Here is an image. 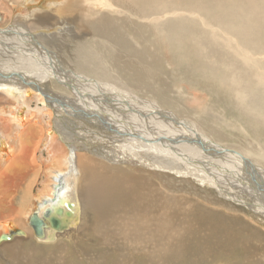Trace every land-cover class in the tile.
<instances>
[{"label": "rangeland", "instance_id": "obj_1", "mask_svg": "<svg viewBox=\"0 0 264 264\" xmlns=\"http://www.w3.org/2000/svg\"><path fill=\"white\" fill-rule=\"evenodd\" d=\"M172 1L165 0L162 9L168 8V3H172ZM179 1V8H181L179 11L182 14L180 17L178 16L180 12L167 11L163 14L168 30L165 33L157 32L160 35L157 40L160 46L153 44V38L148 35L151 31L146 27H143L142 37L146 42L135 40L136 44L140 43L143 56L152 57V54H155L151 61L152 68L148 67L150 74L164 78L166 84L177 91L178 95L176 93L175 95L179 98V101L169 102L170 98L158 99L154 97L153 99L149 98V101L155 102L157 106L182 118L183 121L195 124L210 140L246 151V158L252 163L250 164V178L253 181H260L258 184H262L261 181L264 182L263 173H256L257 171L252 165L264 169V30L262 29L264 26V0H237V5L232 3L231 9L222 0H210L207 7L217 19L222 20V17L231 11L236 15V17H227L225 22L227 28L224 31L218 25L211 23L213 21H209L205 15H201L202 0ZM1 2L2 0H0V11H2ZM247 6H251L259 14V26L247 13L245 9ZM70 10L68 12L76 17L75 8L70 6ZM103 10L110 13L108 17L118 19L121 16L113 7L105 9L98 5L96 13H92L88 18H94L99 15V11ZM221 10H224V13ZM68 12L66 14H69ZM0 14L2 15L1 12ZM3 16L5 18L0 20V30H4L8 28V25L14 23L9 21L12 17L9 19L6 13ZM13 17H16L14 25H22L23 22L16 14ZM174 18L179 19L181 28H177L174 24ZM73 20L74 18L65 21L64 25L58 23L52 26V31H56H53L55 32L52 36L53 40H50L53 45L51 49L57 52L60 63L65 64L63 69L73 68L68 64H72L68 58V54L71 53V55L74 54L75 68H83L88 75H92L89 72V67L81 62L82 59H85L95 66H99L100 63L96 46L88 40L87 19L81 23L77 22L79 25H83L79 26L81 28L79 31L74 29L76 21ZM222 24L224 25L223 22ZM25 25L24 23L22 26ZM42 26H36V28L41 27L40 30L43 32L52 33L49 30L51 28L47 25ZM176 29L179 31L177 36L175 35ZM190 30H195L197 33ZM39 36L38 42L44 43L43 38L48 39L44 35ZM77 36L81 38L78 40ZM58 37H65L66 42L61 41V43L58 41ZM194 38L207 40L212 52L205 58L216 60L217 64L198 67L202 57L199 56L198 44L192 45ZM176 42L186 52L184 50L179 52L180 47L176 46ZM62 44H65L66 47ZM5 56H9V54H0V60L3 63ZM89 57L91 59H88ZM75 68L73 70H76ZM106 73V81H111V70ZM52 83L53 86L51 85L49 91L58 95L57 89L61 88L54 82ZM116 89L120 93L125 92L124 89L130 90L129 87L121 88L120 86ZM137 91L140 92V90ZM168 91L169 95L173 92L171 89ZM31 93L36 94L35 91ZM132 93L136 95V92ZM0 96L3 97L2 94ZM2 97L0 98L2 99ZM121 99L120 96L118 102ZM163 99H167L168 102L161 101ZM10 100L5 97L0 100V108H3V111L13 107L10 112L19 117V121H24L23 128L29 127L31 122L32 125L36 124L32 120L35 113L31 112L33 115L31 113L26 115V110H17L16 105L12 104L15 102ZM56 111L55 114L51 112L49 122L51 124L49 135L55 141H45L52 152L56 153L57 151L53 160L48 164L41 160L42 157L39 155L46 156V152L41 151L42 153L39 154L40 149H43L41 147L42 140L40 141L35 134L34 138H31L34 141L32 140V143L28 144V146H32L33 142L36 143L35 152L31 150L33 152L31 154L30 149H26L21 166L15 169L17 170L16 175L11 174L8 178L3 179V187L0 188V204H5L6 207L3 208L1 205L0 208V234L12 233L23 228V230L29 231L31 239L27 244L28 247L20 250L12 249L15 246L11 245L16 242L22 244L23 240L20 237H13L10 242L1 243L0 264H264V210L254 213L248 207L220 197L215 189L204 187L207 186L206 183L200 186L191 177H176L173 173L162 172L157 167H151L154 169L152 170L146 167V163L143 164L135 157L127 158L128 155L133 156L132 152L127 150L128 155L125 154L121 146L128 147L132 142H140L141 139H144V144L147 145L143 152H151L158 146L154 144L144 125L135 129L134 124H129L127 127L132 130V133L128 132L126 141H124V132H120L121 137L117 138V132L113 128L109 132L98 124L95 128L89 125L88 127L84 126L87 128L84 130L86 134L89 133V136L79 135L77 129L67 125L66 121L63 123L65 119L60 120L55 116L65 117L66 113ZM106 113L112 114L111 112ZM132 115L136 116L133 113ZM207 116L212 120L201 125L200 123L207 120ZM126 117V114L122 115V118ZM152 117V114H147L144 117L145 122H151ZM0 118L2 121L3 117L0 116ZM28 119L30 123L26 122ZM41 120L44 122L46 119L39 118L37 120L39 127L45 126L47 123V120L44 124L40 122ZM152 121L160 122L163 127L173 129L175 133L180 131L166 115H156ZM2 122L4 124V121ZM15 126L11 125L10 131L6 129L3 132V128L5 129L6 126L3 125L1 129L0 122V136H5L6 142V149L0 152L3 156L0 157L6 158L0 159L1 167L5 162L9 166L14 154L18 155V151H13V148L8 146L11 140H17L19 129L15 130L17 127ZM32 128L33 131H36L34 127ZM64 128L69 130L67 129V133L61 134L64 132ZM93 131L98 135L92 134ZM104 131L108 134H104ZM165 136L162 134L161 139H166ZM176 143L177 145H172L173 148L181 150L184 147L183 141ZM205 146L208 147L209 142H206ZM127 147L124 149H128ZM70 148L77 155L87 156L84 163L93 168L101 177L97 181L103 184V190L108 195L115 194L118 190H121L122 193L115 201H110L105 192L97 190L96 186L91 182H86L84 177L76 179L78 180L76 194L79 199L78 221L70 230H65L61 234L50 229L46 231L52 237L61 238L53 245H44L37 242L32 228L26 220L24 223L23 216L29 209V213L37 211V204L40 202L38 198L46 189V185L49 184L46 181V169L58 167L60 158L63 159L70 154ZM173 148H171V152L184 157ZM200 148L202 150V147ZM166 157L165 152L158 153L155 163L162 165L167 160ZM141 158L151 162L142 155ZM42 159L48 160V157ZM181 160L182 158L175 159L180 168L190 166ZM229 160L230 158L226 154H222L216 160H206L199 170L194 171V174H200L201 171V176L202 174L218 176L219 180H227L226 186L243 182V178L233 171H223V168L228 167ZM128 177L138 180L137 189L150 190L149 210H162L166 216L167 221L163 224L165 223L164 230L165 227L167 230L164 231L165 234L159 235V239H156L155 233L143 236L132 232L130 222L133 213V188L127 182ZM117 179H120L121 183H118ZM85 188H90L92 191L96 202L95 210L85 208L82 204ZM236 189L241 190L238 187ZM248 197L253 203V196ZM159 200L165 201L162 208L158 205ZM261 201L264 202V197L261 198ZM171 237V244L167 248L166 244ZM5 246L11 248L7 253H3Z\"/></svg>", "mask_w": 264, "mask_h": 264}, {"label": "bare ground", "instance_id": "obj_2", "mask_svg": "<svg viewBox=\"0 0 264 264\" xmlns=\"http://www.w3.org/2000/svg\"><path fill=\"white\" fill-rule=\"evenodd\" d=\"M222 1L230 9L232 3L237 5V0ZM164 2L165 0H2V11H0L2 15L0 14V20L5 16H3V14L6 13L9 19L12 17L9 21L15 23L16 21H14V18L16 17L13 16L16 14L23 22H21L22 25L25 23L26 27L22 25L16 26V24L14 25V23H12L11 25H8V28L5 27L6 29L0 30V54H9V56L4 57V63L0 60V95H3V97H0H2V99L5 97L13 100L15 103L12 104L16 105V109L26 110V115L31 112L35 113V116L32 113L31 115H33L32 120L36 124L32 125L31 122L29 127L25 128V126L23 128L25 125H22L24 121H19V117L10 112L13 107L7 111H3V108H0V116L3 117L2 121H4L3 124L0 118L2 124L1 129L3 128V125L6 126L5 129L3 128V132L6 129L10 131L11 125L17 126H15V130L19 129L17 140H11V142L8 143V146L11 149L13 148V151H18V155L16 156L14 154L11 159L12 162H9V166L5 164L6 162L2 167L0 166V188L1 186L3 187V179L8 178L11 174L13 176L16 175L17 170L15 169L21 166L24 151L29 148L31 154H33L31 150H34L35 152L36 147L34 146L36 143L34 144L33 142L32 146H28V144L32 143L33 139L31 140V138H34L35 134H37L40 141L42 140L41 147H43V149H40L39 154L42 153L41 151H43V153L46 152V156H42L44 154L39 156L42 158L48 157V160L42 158L41 160L46 164L53 160L57 151L56 153L52 152L48 143L45 141H55V139L49 135V127L51 125L49 122L51 112L55 114L57 112L56 110H58L63 111L66 115H64L65 117L59 115L55 116L60 120L65 119L63 123L66 121L67 125L73 126L78 130L79 135L85 134L89 136V133L86 134L84 129L87 128L84 126L88 127L89 125L95 128L98 124L109 132L110 129L113 128L117 132V138L121 137L120 132H124V141H126L128 132H130V134L132 133V130L127 127L129 124H134L133 127L135 129H139L141 125H144L147 127L149 136L152 138L154 144H157L158 146H156L151 152H143L144 147L147 146L144 144V139H141L140 142H132L128 147L126 145L121 146L125 154L128 155L127 150L132 152L133 156L128 155L127 158L135 157V159H138L143 164L146 163V167L149 169H152L151 167H157L160 171L173 173L176 177H191L199 183L200 186H203V184L206 183L207 186L204 187L215 189L220 197L230 201L233 200L236 204L248 207L254 213L259 210H264V202L261 201V198L264 197V182L261 181L263 185L258 184L260 181H253L250 178V164L252 163L246 158V151L235 149L228 144H220L216 141L214 142L210 140V138H208L195 124L189 121H183L182 118H179L175 114H171L169 111L157 106L155 102L149 101V98L153 99L154 97H157L158 99L170 98L169 102L179 101L178 96L175 95V93L178 95L177 91L166 84L164 78H161L159 75L150 74L149 68L151 67V61H153L155 54H152V57L143 56L140 43H135V40L144 43L146 42L142 38L144 33L143 27H146L151 31L148 35L153 38V44L160 46L157 42L160 37L158 33H165L168 30L164 22L163 14L167 11H172V13L180 12L179 10L181 9L179 8V0H173L172 3H168V8L162 9ZM201 3L203 9L201 15H205L209 21H213L211 23L216 26L218 25L222 31L227 28L225 24L227 17H236L231 11L227 15H224L222 20H219L207 7V5L210 4V0H202ZM98 5L103 6L105 9L113 7L121 16H119L118 19L108 17L110 16V13L103 10L98 12L99 15H96L97 17L88 18L92 13H96V6ZM70 6L75 8V12L77 13L76 17L70 12L72 14L71 17V14L68 12ZM245 9L252 17L253 22L259 26V14L251 6H247ZM67 12L69 14H66ZM186 12L189 13L187 10ZM221 12L224 13V10H221ZM181 15L180 12L178 16L180 17ZM73 18V21H76L74 29L78 31L81 30L79 27L81 25L77 22L80 21L81 23L87 19L88 29L87 27L86 29L87 31L89 30L87 33L88 40L92 41L97 48L96 52L98 53L100 61L99 66L89 63L85 59L81 60L83 65L89 67V72L92 75H88L86 73L87 71L83 68H75L74 54L71 55V53L68 54V58L72 61V64H68L73 68L63 69L65 64L62 65L60 63L57 57V52L51 49V46L53 45L50 40L55 33L53 31H56H52V26L58 23L64 25L65 21ZM173 22L177 28H181L179 19L174 18ZM27 23H29L31 28ZM42 25H47L51 28L49 30L52 33L40 30V28L43 27ZM36 26L41 27L36 28ZM262 29L264 30V26H262ZM39 30L40 32H38ZM190 31L197 33L195 30ZM39 35H44L48 37V39L43 38L44 43H41L40 41L39 43ZM175 35H179L178 29H176ZM80 38L81 37L77 36L78 40ZM65 40V37H58V41L60 42L62 41L64 43ZM192 42V45L198 44L200 48L198 49V52L202 59L200 60L198 67H202L203 65L212 66L218 63L216 60L205 58L212 52V49L207 44V40L194 38ZM63 45L65 46V44H62V46ZM176 46L180 47L177 42ZM57 50L60 51L59 49ZM182 50L184 49L180 47L179 52ZM88 59H91V57ZM74 68L76 70H73ZM108 70H111V81H106V72ZM51 81L61 88L57 89L59 91L58 95L49 91L51 85L53 86ZM118 86L121 88L129 87L130 90L127 91L124 89L125 92L120 93L119 90L116 89ZM170 89L173 92L169 95L168 90ZM137 90H140V92ZM32 91H35L36 94H32ZM132 92H136V95ZM14 93H16V95H14ZM120 96L122 99L118 102ZM2 99L0 98V100ZM108 99L110 102L106 101ZM167 99L161 101L168 102ZM129 102L131 104H128ZM39 104L40 106H38ZM30 105L34 108H30ZM106 112H111L112 114ZM132 113L137 117L133 116ZM125 114L127 117L122 118V115ZM145 114L153 115L151 122H145ZM156 115L168 116L172 123L176 125L175 127L180 131L175 133L173 129L163 127L160 122H153L152 120L156 118ZM26 117L28 118V116ZM39 118L47 120L45 126L39 127V124H37ZM206 119L205 122L200 124L204 125L212 120L209 116H207ZM26 122L28 123L29 119ZM40 122H42V120ZM44 122L42 123L44 124ZM78 122L80 124H77ZM32 127H34L36 131H33ZM67 129L68 128H64V132H61V134L67 133ZM8 134L11 133L8 132ZM92 134L98 135L95 131H93ZM104 134L108 133L104 131ZM162 134L166 135V139H161ZM176 134L179 135L177 136ZM4 137H2V135L0 136V152L6 149ZM179 141H183L184 147L181 150L172 147L173 144L177 145L176 142ZM206 142H209L208 147L205 146ZM126 147L128 149H124ZM200 147H202V150ZM171 148L177 150V153L184 155V157H180L175 152H171ZM163 152L166 153L167 157L165 159L167 160L162 165H157L155 163L156 155L158 153L163 154ZM222 154H226L230 158L228 167L223 168V171H233L236 175L243 178V182H237L232 186H226V179H222V181L217 179L218 176L213 177L206 174H202L201 176V171L200 174H194V171L199 170V167H202L206 160H216ZM141 155L151 162L142 159ZM0 156L3 157L2 154H0ZM1 157L0 159H3ZM181 158L183 163L189 164L190 166L180 168L179 163L176 162L175 159ZM86 159L87 156H83L82 154L77 155V153L75 154L71 149L70 154L63 159L60 158L58 167L46 169V181L49 182V184L46 185V189H44L43 193L38 198L40 202L37 204V211H31V213H29V209L26 211L27 213L25 212L27 219L24 214V223L27 221L30 226L29 222L33 214L43 217V211L51 207H62V209L66 210L64 204L67 202L71 203L73 206V217L70 219V225L66 231L72 228V226L78 221L77 216L79 212V199L76 194L78 180L76 179L84 177L86 182L94 184L97 190L105 192L103 190V184L97 181V179L101 177L98 176L93 168L88 167L84 163ZM200 162H202V164H200ZM164 164H166V166H163ZM252 167L255 168L257 171L256 173H263L264 175L263 168H256L255 165H252ZM117 182L121 183V180L117 179ZM127 182L129 186L132 185L133 188V213L130 222L132 232L143 236L155 233L156 239H159V235L165 234L164 231L167 230L166 227L164 230L165 223L163 224V222L167 221L166 216L163 214L162 210H149L148 197L151 193L150 190L137 189L138 180L135 178L132 179V177H128ZM5 187L7 186L5 185ZM237 187L238 189L241 188V190H237ZM54 193L56 194L55 199L53 196ZM121 193V190H118L112 195L106 193L107 199L115 201L116 198L120 197ZM247 195L250 197L253 196V203ZM164 202L165 201L163 200H159L158 205L162 208ZM82 204L85 208L87 207L90 210L96 209V202L90 188L84 189ZM1 205L3 208L6 207L5 204H0V208ZM95 214H98L97 211ZM49 229L50 227L48 226L46 231ZM18 231H20V235L18 236H14V233L17 231L12 233H1L0 236L5 234L10 236V238L8 240H0V244L10 242L13 237H20L22 238L23 241L21 242L22 244L24 243V245L16 242L15 244H11L15 246V248L12 247V249L20 250L21 248L28 247L27 244H29L31 239L29 231L23 230V228ZM46 231H44L42 238H38L33 231V235L38 243L53 245L61 238L52 237L50 233ZM63 232L65 231L56 233L61 234ZM171 241L172 237L166 244L167 248H169ZM9 249L11 248L5 246L3 253H7Z\"/></svg>", "mask_w": 264, "mask_h": 264}, {"label": "water", "instance_id": "obj_3", "mask_svg": "<svg viewBox=\"0 0 264 264\" xmlns=\"http://www.w3.org/2000/svg\"><path fill=\"white\" fill-rule=\"evenodd\" d=\"M53 196L55 199L56 194L54 193ZM64 207L66 210L62 209V207L45 209L43 211V217H39L37 214L31 216L29 223L38 238L43 237L44 231H46L48 226L53 232H62L68 229L70 219L73 217V206L71 203L66 202ZM14 234L20 235V231H17ZM9 238L10 236L5 234L0 236V240H8Z\"/></svg>", "mask_w": 264, "mask_h": 264}]
</instances>
